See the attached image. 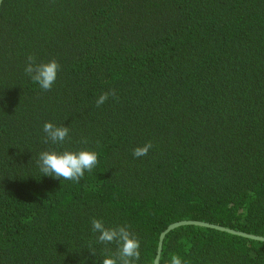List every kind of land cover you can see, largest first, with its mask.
<instances>
[{"label": "trees", "instance_id": "trees-1", "mask_svg": "<svg viewBox=\"0 0 264 264\" xmlns=\"http://www.w3.org/2000/svg\"><path fill=\"white\" fill-rule=\"evenodd\" d=\"M29 54L61 65L51 90L25 74ZM45 121L69 139L44 143ZM81 148L98 163L79 182L36 164ZM93 217L129 227L137 264L179 220L264 236V0H2L0 264H101L116 245L96 241ZM172 255L264 264V241L182 225L159 264Z\"/></svg>", "mask_w": 264, "mask_h": 264}, {"label": "clouds", "instance_id": "clouds-1", "mask_svg": "<svg viewBox=\"0 0 264 264\" xmlns=\"http://www.w3.org/2000/svg\"><path fill=\"white\" fill-rule=\"evenodd\" d=\"M61 65L53 58L48 61L37 60L34 54H29L24 65L25 74L36 82L43 91L51 90L56 81L57 72ZM117 99L115 89L102 92L96 99L97 107L103 105L109 97ZM44 143L63 145L69 139V128L65 125L57 126L50 121L43 124ZM82 143H87V138H82ZM99 145V141H96ZM151 141L142 146L133 148V157L146 156L152 148ZM98 163L97 153L93 150L81 148L79 150L46 149L39 152L36 164L41 174L79 182L85 171L91 172ZM91 230L97 233L96 241L101 244H115V251L106 248L104 250L101 264H137L140 259V242L136 235L129 230L127 225H117L114 227L105 226L104 222L98 218H91ZM90 253L95 256V251ZM170 264H182L178 255H172Z\"/></svg>", "mask_w": 264, "mask_h": 264}, {"label": "water", "instance_id": "water-1", "mask_svg": "<svg viewBox=\"0 0 264 264\" xmlns=\"http://www.w3.org/2000/svg\"><path fill=\"white\" fill-rule=\"evenodd\" d=\"M2 0H0V7H1ZM182 225H196V226H202V227H208V228H214L220 231H225L231 234L235 235H240L245 238L253 239V240H258V241H264V236L260 235H254L250 233H245L242 231L234 230L225 226L217 225V224H212L204 221H199V220H179L170 223L164 230L159 235L158 239V244H157V249H156V255L154 257L153 264H159V259H160V253L162 250V243L165 235L173 230L176 227L182 226Z\"/></svg>", "mask_w": 264, "mask_h": 264}]
</instances>
